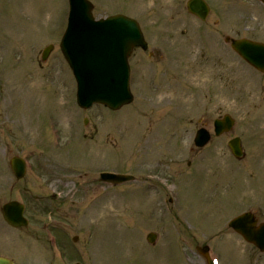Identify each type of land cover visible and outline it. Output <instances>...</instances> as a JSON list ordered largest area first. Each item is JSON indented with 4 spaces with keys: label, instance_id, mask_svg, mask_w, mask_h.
Listing matches in <instances>:
<instances>
[{
    "label": "rangeland",
    "instance_id": "obj_1",
    "mask_svg": "<svg viewBox=\"0 0 264 264\" xmlns=\"http://www.w3.org/2000/svg\"><path fill=\"white\" fill-rule=\"evenodd\" d=\"M90 1L97 18L114 12L144 17L143 12L159 5L160 15L167 17L174 9L172 0ZM225 1L232 3L233 20L227 24L225 15L215 25ZM208 3L212 9L204 24L212 33L208 72L190 71L189 63L182 61L172 65L171 75L179 69L188 75L187 80L185 73L181 75L183 87L172 88L178 92L179 107L170 113L168 101L175 95L158 94L160 102L154 105L159 111L144 112L145 118L134 125L129 107L111 113L99 106L88 111L76 106L75 81L58 46L66 26L67 0H0V209L8 201H21L29 219L26 228L13 229L0 210V254L12 264H205L195 251L204 236L192 237L191 219L198 211H203L202 222H212V231L224 227L226 240L216 242L219 264H248L255 256L226 226L247 210L264 220V79H255L230 48L228 54L221 48L223 36L235 34L237 16L245 14L237 0ZM145 20L152 29L159 18L149 15ZM202 27L197 24L194 30ZM49 44L53 48L42 61V49ZM137 58L140 65L158 71L154 60ZM225 113L235 119L233 130L212 141L208 151L193 153L199 121L208 120L211 130L214 118ZM147 115L165 116L167 125H145ZM151 130L153 137L143 142ZM234 135L244 140L248 152L244 161L235 160L227 148ZM147 147L149 154L144 152ZM14 156L27 164L21 180L14 178L9 166ZM192 161L202 168L182 177L193 169ZM103 170L130 173L136 180L112 189L98 180ZM147 173L164 177L170 186L144 191ZM176 187L189 216L168 201L170 197L176 201ZM103 191L105 199L94 200ZM207 192L208 199L211 192H219V199L208 201L214 208L205 207ZM49 215L59 226L45 225ZM51 227L53 231L48 230ZM47 232L55 233L56 241L49 242ZM150 232L156 233L153 245L145 241Z\"/></svg>",
    "mask_w": 264,
    "mask_h": 264
},
{
    "label": "water",
    "instance_id": "obj_2",
    "mask_svg": "<svg viewBox=\"0 0 264 264\" xmlns=\"http://www.w3.org/2000/svg\"><path fill=\"white\" fill-rule=\"evenodd\" d=\"M70 5L69 23L60 47L76 78L77 103L81 107H89L93 102H99L111 109H117L129 101L126 57L131 47L140 41L136 24L121 17L96 23L92 21L90 6L84 0H70ZM197 6L206 11L201 0L188 3L190 10ZM113 26L121 28V32H112ZM106 27L110 28L104 32ZM101 34L105 36L102 37ZM231 46L252 63L251 56L246 53V50L252 47L251 44L233 41ZM220 125H223L224 130H228L232 121L225 117ZM204 142L205 137L200 133L196 144L201 146ZM229 146L238 157L240 152L237 141L232 140ZM11 168L17 178L24 173L22 163L16 158L12 159ZM102 178L111 183H119L128 177L103 174ZM2 214L4 220L13 227L25 224L21 217V207L14 202L5 204ZM230 226L247 242L264 250V223L256 227L252 215L244 214L234 219ZM147 240L152 242L153 236H147ZM0 264L12 263L8 259L0 258Z\"/></svg>",
    "mask_w": 264,
    "mask_h": 264
},
{
    "label": "flooded vegetation",
    "instance_id": "obj_3",
    "mask_svg": "<svg viewBox=\"0 0 264 264\" xmlns=\"http://www.w3.org/2000/svg\"><path fill=\"white\" fill-rule=\"evenodd\" d=\"M187 0H174V10L171 17H173V25L167 27L166 25L162 26V31H153V29L149 32L148 35L144 37L149 38V43L147 41V50L135 49V52H138L135 56V61L140 63L137 56H141L142 58H146L147 60L152 61L153 65L158 66V71L155 69L157 73H151L148 77L146 84L135 85L136 92L139 94L138 102L141 105L147 104L146 96L148 98L157 97L153 94L148 93L150 88L153 90L156 87H159L162 82H175L176 84H180V72H175L174 74H170V68L166 65L171 60L173 63L177 62H186L189 63V67L195 65L193 69L198 72H208V28L205 27L203 23L198 22L196 24H202V29L194 30L189 29V25L187 23H183L182 16L187 14L186 9H184ZM208 5V0H205ZM258 4H261L260 2ZM185 17H190L188 14ZM192 17V16H191ZM195 18V16H193ZM182 20V21H181ZM208 22V15L205 23ZM254 27L255 31L249 34L248 38L256 41L264 42V20H261L260 17L255 14L248 17L247 27ZM159 39L171 41L170 50L172 51V56L164 55L163 51L159 49ZM200 43L197 44L195 40ZM152 43H155L153 45ZM152 44V45H151ZM158 46V47H157ZM141 58V59H142ZM195 63V64H194ZM190 70V69H189ZM160 72V73H159ZM172 78V80H170ZM208 111V106L206 107V112ZM208 125V122H206ZM208 240V237L205 238Z\"/></svg>",
    "mask_w": 264,
    "mask_h": 264
}]
</instances>
